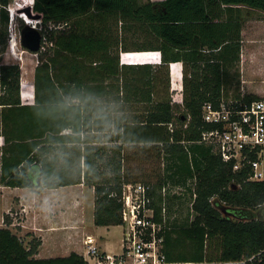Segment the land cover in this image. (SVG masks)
Wrapping results in <instances>:
<instances>
[{
  "label": "trees",
  "instance_id": "trees-1",
  "mask_svg": "<svg viewBox=\"0 0 264 264\" xmlns=\"http://www.w3.org/2000/svg\"><path fill=\"white\" fill-rule=\"evenodd\" d=\"M9 4L0 0L4 25ZM243 8L264 13V0H34L52 46L37 53L33 104L22 101L20 65L0 67V186L83 184L95 192L94 224L121 226L124 185L138 183L125 170L127 152L151 153L163 168L155 182H144L153 186L157 220L165 185L197 195L193 219L167 224L163 232L168 262L222 264L262 253L254 264H264V180L250 181L249 170L234 172L199 143L207 129L204 104L260 99L240 92ZM120 24L155 42L125 46ZM132 52H159L161 64L121 63ZM173 63L183 65L182 103L169 95ZM4 222L0 264L86 263L76 252L38 259L42 240L27 246L10 229L9 216Z\"/></svg>",
  "mask_w": 264,
  "mask_h": 264
},
{
  "label": "rangeland",
  "instance_id": "rangeland-1",
  "mask_svg": "<svg viewBox=\"0 0 264 264\" xmlns=\"http://www.w3.org/2000/svg\"><path fill=\"white\" fill-rule=\"evenodd\" d=\"M139 1L144 4L149 1L162 0ZM33 3L34 0H10L7 9L10 21L7 25L0 21V67L6 64L20 65L24 104H33L34 71L39 63L38 54L31 53L21 43L23 29L26 26H31L22 17V14L29 17L27 10L33 8ZM243 9L247 23L240 62L242 77L240 92L248 93L251 85H256L258 82L260 84V78H264V70L260 69L264 62V13L248 8ZM30 19L36 22L31 27L39 30L44 38L41 20ZM120 28L121 24L118 34L124 45L129 48L155 42V39L145 31L137 32L134 29L124 31ZM50 46L51 43L46 41L44 51L48 50ZM154 53L157 54V52L123 53L121 63H156ZM170 68L171 66H169ZM250 80L252 82H249ZM171 82L170 69L169 95L173 102L181 101L182 93L173 91ZM233 90L234 88L231 91ZM2 93L0 85V95ZM2 145L3 139L0 137V147ZM127 155L128 158L124 162L125 170L130 171L135 182H155L159 174H162V162L155 155L135 149L128 150ZM262 163L264 173V158ZM191 195L186 187L184 190L177 186H172L169 189L166 202L168 225L180 226L193 219ZM214 202L215 200H213ZM94 207V189L85 185L56 190L41 189L40 191L0 186V227H6L4 218L9 216L12 222L10 229L24 241L25 245L28 246L34 238L41 239L42 246L38 255L41 259L65 257L72 252L83 255L86 252L83 243L86 235H94L101 240V244L110 245L109 251L121 253L123 228L121 226H114L110 229L97 227L94 224ZM223 214L226 215V212L224 211ZM98 246L100 247L99 242Z\"/></svg>",
  "mask_w": 264,
  "mask_h": 264
},
{
  "label": "built area",
  "instance_id": "built-area-1",
  "mask_svg": "<svg viewBox=\"0 0 264 264\" xmlns=\"http://www.w3.org/2000/svg\"><path fill=\"white\" fill-rule=\"evenodd\" d=\"M62 28L50 25L49 29ZM46 37L42 36L40 51L45 50ZM52 46V44H51ZM153 55V54H151ZM155 61L159 60L155 54ZM155 64V63H153ZM171 66L172 90L182 93L183 67L178 63ZM176 79V80H175ZM23 85V83H22ZM22 94V101L23 93ZM34 103V101H33ZM202 120L206 124L200 144L212 149L226 164L233 165L234 172L249 170L250 181L264 180L262 159L264 156V99L243 102L238 99L223 98L216 105L206 103L202 108ZM192 185V184H191ZM175 187V186H174ZM171 184L165 185L160 194V221L154 206L153 186L142 182L124 185L122 195V250L121 253H108L98 246L93 235L83 241L86 252L82 255L85 264H207V263H170L164 253L163 232L167 226V195ZM184 190V187H178ZM191 207L196 199L193 189ZM262 262V253L248 259L228 261L222 264H254Z\"/></svg>",
  "mask_w": 264,
  "mask_h": 264
},
{
  "label": "water",
  "instance_id": "water-1",
  "mask_svg": "<svg viewBox=\"0 0 264 264\" xmlns=\"http://www.w3.org/2000/svg\"><path fill=\"white\" fill-rule=\"evenodd\" d=\"M28 16L34 20H41L42 16L35 14L32 9L27 10ZM34 13V14H33ZM22 46L31 53L37 54L42 46V34L34 27L26 26L21 34Z\"/></svg>",
  "mask_w": 264,
  "mask_h": 264
},
{
  "label": "crops",
  "instance_id": "crops-1",
  "mask_svg": "<svg viewBox=\"0 0 264 264\" xmlns=\"http://www.w3.org/2000/svg\"><path fill=\"white\" fill-rule=\"evenodd\" d=\"M246 23H247V20H246V22H245V25H246ZM245 25H244V27H243V31H242V39H243V44H244V39H245V36H246V32H245ZM242 53H243V45H242ZM179 65H182V63H178ZM183 66V65H182ZM260 69H261V71L262 70H264V62H263V64L261 65V67H260ZM263 73H264V71H263ZM261 75H263V74H261ZM171 76H172V73H171ZM262 77V76H261ZM242 78V77H241ZM261 79V83L262 82H264V78L262 77V78H260ZM245 82V81H244ZM249 82H252L251 80L249 81ZM261 83L259 84V82H258V84H256V85H251V87H249V92L248 93H242V94H254V95H256V96H258L260 99H264V83L261 85ZM261 85V86H260ZM241 86V85H240ZM263 158H264V156H263ZM83 185V184H82ZM82 185H76V186H82ZM63 188H66V187H63ZM60 189V188H59ZM41 190V189H40ZM40 190H38V191H40ZM56 190V189H55ZM27 211H28V207H27V209H26ZM105 228H107V229H110V228H112V227H105ZM87 236V235H86ZM85 236V237H86ZM94 236V235H93ZM95 238H96V240H97V242H99V245H100V247L104 250V251H106V252H108V253H113V254H115L114 252H112V251H109L108 250V248H110V245L108 246L107 244L105 245L104 243H102L101 244V240L99 239V238H97L96 236H94ZM37 258H40L39 256H37ZM50 258H54V257H50Z\"/></svg>",
  "mask_w": 264,
  "mask_h": 264
},
{
  "label": "clouds",
  "instance_id": "clouds-1",
  "mask_svg": "<svg viewBox=\"0 0 264 264\" xmlns=\"http://www.w3.org/2000/svg\"><path fill=\"white\" fill-rule=\"evenodd\" d=\"M158 56H159V60L154 64V65H159L161 64V54L159 52H157ZM153 64V63H152Z\"/></svg>",
  "mask_w": 264,
  "mask_h": 264
}]
</instances>
